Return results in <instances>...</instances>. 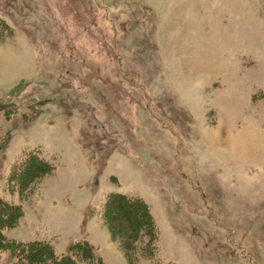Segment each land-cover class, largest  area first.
I'll return each mask as SVG.
<instances>
[{"label": "rangeland", "instance_id": "374dc122", "mask_svg": "<svg viewBox=\"0 0 264 264\" xmlns=\"http://www.w3.org/2000/svg\"><path fill=\"white\" fill-rule=\"evenodd\" d=\"M0 200V264H264V0H0Z\"/></svg>", "mask_w": 264, "mask_h": 264}, {"label": "trees", "instance_id": "16d2710c", "mask_svg": "<svg viewBox=\"0 0 264 264\" xmlns=\"http://www.w3.org/2000/svg\"><path fill=\"white\" fill-rule=\"evenodd\" d=\"M29 162H31V164L29 166L33 167L34 173H37L38 168H40V166H39L40 162H43L44 164L47 163L43 158H40L39 161H37V162L36 161H29ZM124 198L125 197L123 194H116V195L114 194V195L110 196L109 206L111 208V211L113 212L112 220L117 219V218L127 219V221L130 220L131 213L136 212V210L134 209V206H137V208H138L137 217L143 221L147 219V217H146L147 214L145 213L144 208H143L144 203L139 198L128 197L127 200L130 202L125 201ZM134 202H137V205H134ZM113 204H116V207H115L116 212H115V210L113 211ZM14 212H15V210H14L13 206L8 205V203H6L3 200H0L1 221L4 222L3 218H5L7 220L9 218L11 219V216L14 214ZM6 222H8V221H6ZM133 224H135V223L133 222ZM2 241H4V238L0 236V243ZM12 248L16 249L19 254H21V252L29 251L28 254L32 253V252H34V253L37 252V253H39L38 254L39 256H44V257L46 254H48L50 252L46 243L41 242V241H33V240H30V241H27L24 243H20V244L18 243V244H16V246H11L9 250H12ZM70 248L74 254L77 252H82L84 254L86 252L88 246H87L86 242H81V243H77L75 245H71ZM19 254H16V255H19ZM49 255L51 256L50 253H49ZM70 257H71L70 255L64 256V258L57 256V257H53L52 260L51 259L50 260H51L52 264H62L63 263L62 261H65V264H68V263H71L69 261Z\"/></svg>", "mask_w": 264, "mask_h": 264}]
</instances>
